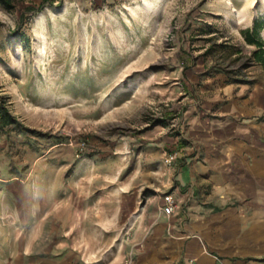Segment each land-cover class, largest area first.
<instances>
[{
  "label": "rangeland",
  "instance_id": "rangeland-1",
  "mask_svg": "<svg viewBox=\"0 0 264 264\" xmlns=\"http://www.w3.org/2000/svg\"><path fill=\"white\" fill-rule=\"evenodd\" d=\"M11 3L0 93L28 128L0 130V264H105L133 243L145 205L184 229L194 193L181 168L214 144L229 100L264 97V64L241 33L264 0ZM166 193L178 213L159 209Z\"/></svg>",
  "mask_w": 264,
  "mask_h": 264
},
{
  "label": "crops",
  "instance_id": "crops-1",
  "mask_svg": "<svg viewBox=\"0 0 264 264\" xmlns=\"http://www.w3.org/2000/svg\"><path fill=\"white\" fill-rule=\"evenodd\" d=\"M217 114L214 144L178 174L194 193L182 209L184 229L177 217H145V205L133 243L123 241V254L105 264H121L130 252L131 264H264V97H233Z\"/></svg>",
  "mask_w": 264,
  "mask_h": 264
},
{
  "label": "trees",
  "instance_id": "trees-1",
  "mask_svg": "<svg viewBox=\"0 0 264 264\" xmlns=\"http://www.w3.org/2000/svg\"><path fill=\"white\" fill-rule=\"evenodd\" d=\"M0 4L5 6L6 8L13 7L11 0H0ZM43 7L44 3L41 2L38 6L27 5L25 9L26 11L39 12L43 9ZM24 17L25 12H23L20 16L21 22L23 21ZM261 29H264V16L256 18L253 22L252 27L241 30V33L249 44L256 46V48L251 51L250 59L252 61L264 64V39H261V37H259ZM188 57H190L191 59L193 58L191 55ZM188 66H190L188 63H184V69ZM161 122H163V119H157L156 121V123ZM9 127H19L23 128V130H27L28 128L22 125L17 117L11 112L7 97L0 93V130H5Z\"/></svg>",
  "mask_w": 264,
  "mask_h": 264
},
{
  "label": "built area",
  "instance_id": "built-area-1",
  "mask_svg": "<svg viewBox=\"0 0 264 264\" xmlns=\"http://www.w3.org/2000/svg\"><path fill=\"white\" fill-rule=\"evenodd\" d=\"M180 200L181 198L173 197L172 193H166L165 195H163V204L159 207V209L169 215L177 213L180 208ZM188 264H196V262L193 260H189ZM217 264L225 263L220 261Z\"/></svg>",
  "mask_w": 264,
  "mask_h": 264
}]
</instances>
